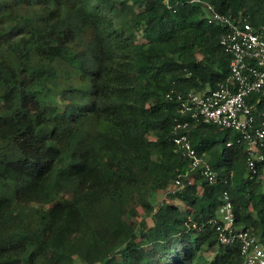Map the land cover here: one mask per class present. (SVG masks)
<instances>
[{
    "label": "trees",
    "instance_id": "obj_1",
    "mask_svg": "<svg viewBox=\"0 0 264 264\" xmlns=\"http://www.w3.org/2000/svg\"><path fill=\"white\" fill-rule=\"evenodd\" d=\"M190 1L0 0V264H244L210 223L225 192L264 250V182L235 132L191 125L216 181L167 192L189 168L167 94L229 77L205 4L264 26V0Z\"/></svg>",
    "mask_w": 264,
    "mask_h": 264
},
{
    "label": "built area",
    "instance_id": "obj_2",
    "mask_svg": "<svg viewBox=\"0 0 264 264\" xmlns=\"http://www.w3.org/2000/svg\"><path fill=\"white\" fill-rule=\"evenodd\" d=\"M190 2L200 3L199 0ZM205 7L209 12L208 24H217L224 29L220 45L231 58L229 77L211 91L184 95L171 90L167 94L169 100L175 99L184 116V120L174 128L173 143L181 157L189 161L188 170L183 175H177L168 193L180 189L181 177L188 178L196 172L209 185L216 181V172L197 156L189 140L191 125L198 123L211 124L238 134V142L244 144L248 180L264 182V168L260 172L258 169V165L264 163V26H253L244 16L238 19L225 17L207 4ZM254 95L257 99L249 102L247 99ZM230 145L227 144L228 147ZM210 223L219 243L231 245L239 241L244 264H264V250L255 237L236 227L226 192L217 210V218Z\"/></svg>",
    "mask_w": 264,
    "mask_h": 264
},
{
    "label": "rangeland",
    "instance_id": "obj_3",
    "mask_svg": "<svg viewBox=\"0 0 264 264\" xmlns=\"http://www.w3.org/2000/svg\"><path fill=\"white\" fill-rule=\"evenodd\" d=\"M163 201H168V202H170L171 200L166 196L165 193L160 192V193L157 195L156 202H157V203H160V202H163ZM174 203H176L177 205L179 204V203L176 202V201H174ZM179 206H181V205L179 204ZM181 208H183V206H181ZM139 215H140V217H143V216H144V212H143L141 209H139ZM146 221H147L148 223H150L149 219H147ZM208 256H209V255H208Z\"/></svg>",
    "mask_w": 264,
    "mask_h": 264
}]
</instances>
